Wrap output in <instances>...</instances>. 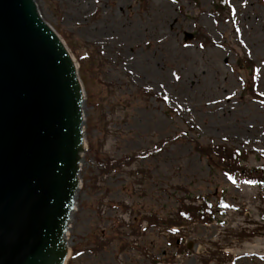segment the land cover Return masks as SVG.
Segmentation results:
<instances>
[{
	"label": "rangeland",
	"instance_id": "obj_1",
	"mask_svg": "<svg viewBox=\"0 0 264 264\" xmlns=\"http://www.w3.org/2000/svg\"><path fill=\"white\" fill-rule=\"evenodd\" d=\"M239 1L35 0L86 94L66 264H264V188L210 153L264 166V0Z\"/></svg>",
	"mask_w": 264,
	"mask_h": 264
},
{
	"label": "water",
	"instance_id": "obj_2",
	"mask_svg": "<svg viewBox=\"0 0 264 264\" xmlns=\"http://www.w3.org/2000/svg\"><path fill=\"white\" fill-rule=\"evenodd\" d=\"M54 30L35 0H0V264L71 255L86 94Z\"/></svg>",
	"mask_w": 264,
	"mask_h": 264
},
{
	"label": "trees",
	"instance_id": "obj_3",
	"mask_svg": "<svg viewBox=\"0 0 264 264\" xmlns=\"http://www.w3.org/2000/svg\"><path fill=\"white\" fill-rule=\"evenodd\" d=\"M210 153L215 154L218 161L216 163V167L219 169L221 168L223 172L232 176H236V178L241 177L242 180L246 182H264V166L256 168H246L241 166L240 152L236 149L217 145L211 150ZM187 208L184 209L185 211L183 213L188 217L197 218L201 222H209L213 220L207 205Z\"/></svg>",
	"mask_w": 264,
	"mask_h": 264
},
{
	"label": "bare ground",
	"instance_id": "obj_4",
	"mask_svg": "<svg viewBox=\"0 0 264 264\" xmlns=\"http://www.w3.org/2000/svg\"><path fill=\"white\" fill-rule=\"evenodd\" d=\"M239 2H240V5H241V6H243V5H248V4L250 3L248 0H241V1H239ZM249 7H250V5H249ZM167 16H168V15L165 14V18H167ZM136 36H137V32L134 31V33L132 34L131 37H132L133 40H135ZM75 63H76V62H75ZM76 65H77V63H76ZM211 68H212V70H213L214 73H217V72H218V68H217L216 66H212ZM186 77L188 78L187 80L197 79V78H198V72L192 68V69H190V70L187 72Z\"/></svg>",
	"mask_w": 264,
	"mask_h": 264
}]
</instances>
